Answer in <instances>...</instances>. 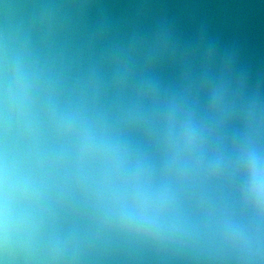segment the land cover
Wrapping results in <instances>:
<instances>
[{
    "label": "water",
    "instance_id": "water-1",
    "mask_svg": "<svg viewBox=\"0 0 264 264\" xmlns=\"http://www.w3.org/2000/svg\"><path fill=\"white\" fill-rule=\"evenodd\" d=\"M0 264H264V0H0Z\"/></svg>",
    "mask_w": 264,
    "mask_h": 264
}]
</instances>
